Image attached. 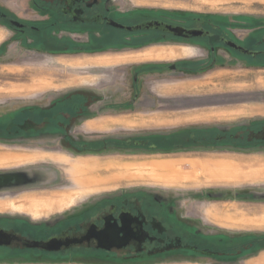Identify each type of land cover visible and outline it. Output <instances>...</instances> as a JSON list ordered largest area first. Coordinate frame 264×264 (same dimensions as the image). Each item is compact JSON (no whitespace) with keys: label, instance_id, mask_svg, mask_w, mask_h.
Here are the masks:
<instances>
[{"label":"flooded vegetation","instance_id":"flooded-vegetation-1","mask_svg":"<svg viewBox=\"0 0 264 264\" xmlns=\"http://www.w3.org/2000/svg\"><path fill=\"white\" fill-rule=\"evenodd\" d=\"M208 11L174 12L133 0H0V25L12 30L9 39L19 36L25 44L40 40L67 43L70 50L66 46L64 51L49 52L107 61L84 71L99 76L92 83L95 87L74 85L45 104H25L12 110V117L1 116L0 144L6 150L0 151V159L62 151L70 156L120 153L264 158V98L223 95L218 102L199 104L193 91L185 92L188 97L184 99L160 91L163 85L202 81L218 72L236 73L224 78L226 84L248 85L252 82L249 74L264 71V16ZM150 22L160 24L138 27ZM170 27L186 30L177 34ZM173 51L179 55L160 56ZM205 86L201 87H213ZM191 87L190 91L195 89ZM70 101L74 104L68 111L64 103ZM58 105L59 114L52 116L53 120L51 107ZM218 105L234 114L155 126L127 136L86 140L79 132V126L86 131V123L100 119L145 116L156 121L174 120L190 116L189 112L199 107ZM46 116L50 119L43 120L38 130L30 128ZM28 137L48 138L53 144L40 147L43 151L7 149L14 148L9 146L14 142L31 146ZM39 161L47 160H20L2 166L29 164L25 168L30 169L31 163ZM20 171L0 172V189L12 186L10 189L18 193L26 192L27 182L32 180ZM140 187L87 198L41 221L33 220L37 216L28 211L0 212V264H244L264 250V227L249 230L253 236L215 223L203 227L195 204L191 205L193 200L202 203L209 198H230L236 207L259 216L264 213V181L241 184L220 195L211 189L164 194ZM14 194L0 193V197L12 198ZM178 198L185 202L184 211ZM257 234L262 236L255 237ZM32 242H46L49 248L28 244Z\"/></svg>","mask_w":264,"mask_h":264},{"label":"rangeland","instance_id":"rangeland-1","mask_svg":"<svg viewBox=\"0 0 264 264\" xmlns=\"http://www.w3.org/2000/svg\"><path fill=\"white\" fill-rule=\"evenodd\" d=\"M133 1L136 3L145 2L164 9H172L174 12L181 11L202 13V11L209 10L208 13L228 11L229 13L243 12L253 14L255 16H264V0ZM0 28L4 29L7 33L6 36V33L0 29V117L2 116V119L12 117V110L17 109L22 105L38 103L45 104L51 99L59 98L60 94H64L67 90H72L70 88L74 85H85L88 88H91L92 86L95 87V84L92 85V83L98 81L99 76H91L84 71L97 69L100 64H105L107 62L105 59H75L77 56L71 54L57 55L50 53L49 50L64 51L66 46H69L67 49L70 50L71 46L67 43L60 42L45 43L40 39V41L35 43L30 42L25 44L19 36H17V38L14 37L13 39L8 38L11 36V29L1 25ZM5 36L6 38L4 39ZM162 55L173 58L179 55V53L178 51H173L170 54L163 53L160 56ZM94 64L99 65L92 67ZM231 74L236 75V73L229 72L213 73L204 78L202 81H191L186 83L177 82L172 85H163L160 91L165 94H173L176 96L175 98L180 99L188 97L185 95V92L193 91V93L196 94L194 97L198 98L197 102L199 104H210L213 100L218 102V98L223 95L246 96L248 94H253L264 98V71L255 70L253 73L249 74L252 82L248 85L245 83L237 85L224 83V78ZM245 74L246 73H244V76H247ZM217 80L218 83L215 85L214 82H217ZM184 84L186 85L183 86ZM210 84H212L213 87L203 89V87H208L205 85ZM191 86H195V89L190 91ZM73 104L74 103L71 101L70 103H64L65 108L68 111ZM64 105L62 108H64ZM222 108L223 107L221 105H218L217 108L202 106L199 107L200 110L194 109L189 112L190 116L174 120L160 119L156 121L145 116H139L140 118L125 117L100 119L86 123L85 129L87 132L83 130L82 125L79 126V132L80 136L86 140L95 138L101 139L106 136H127L138 132L153 130L156 128L155 126L175 125L186 120L212 119L215 117H225L234 114L233 112L223 110ZM261 108L263 107L258 106V109ZM59 110V105L52 106L50 117L52 118V116L58 115ZM45 119L49 120L50 118H47V116L42 117L40 122L32 123L30 128L33 127L34 131L38 130L36 128L41 125L43 126V120ZM77 132V130L73 131L75 135H77ZM28 138L29 139L26 141L27 143L30 142L31 146H22L19 142H14L13 144H9V146L14 145V148L7 149L16 152H30L32 150L43 151L40 147L43 148L45 144H53V141L48 138ZM1 145L2 144H0V151L6 150V147H2ZM68 152L72 153V151ZM20 160L28 162L36 160L47 161L31 163L33 165H30V169L25 168V166L29 164L17 167L2 166L9 164V162L10 164L18 163ZM252 162H256L257 165H264V158L253 157L245 160H238V158L233 156L212 155L205 158H187V155L180 154L170 156H125L120 153H75L70 156L69 153L65 151H62V154L34 153L26 156L5 157L0 159V172L21 169L22 171L19 173H23L26 178L31 179L32 181L29 180L27 182L29 189H27L26 192L18 193L17 189H10L12 186L10 188L3 187L0 189V193H15L12 198L8 196L0 197V212L17 213L22 211L23 213L24 211H28L26 213L29 214V212H31L33 214L34 211L30 209L47 212L36 215L33 214L34 216H37L33 217V220L41 221L48 219L47 217H50L53 213H55L54 211L65 209L71 204H80L87 200V198L117 189H130L137 186H141L140 188H145L147 190L164 191V194H185L189 191L211 189L217 190L220 195L222 194L221 192H231L230 190L239 187L241 184L259 183L263 182L264 179L240 180L237 184L232 185L218 183V179L206 176L205 173L202 172L201 168H210L214 170L216 168L222 169L231 165L247 164ZM39 165L40 167H37ZM157 168L159 169V173L155 171ZM173 170L178 177L175 178ZM189 173H193L195 176L189 178ZM50 184L53 185L49 186ZM31 192L40 193L30 194ZM42 197L48 199L28 200L26 201L27 204L23 205V200ZM178 199L180 200V209L183 211L187 209L186 207H182L183 205L185 206L184 200L182 198ZM55 200L63 201L58 202ZM218 201L222 200L209 198L204 200L202 203H197L195 200L191 201V205L195 204L196 206V215L203 227L213 224L211 221L200 217V215L203 216L205 214L206 210L209 211L212 214L211 216L214 218L218 213V211L216 212V210H218V203L221 205L229 203V205L226 206H229L232 210V205L230 206V204L234 203L232 202V199L225 198L222 203ZM255 204H259L258 201H255ZM40 214L48 215L41 216ZM245 228H242V230L245 231H241L244 235L253 234L249 231L252 230L250 227ZM259 235L262 236V234H257L255 237ZM218 264L234 263L218 261Z\"/></svg>","mask_w":264,"mask_h":264},{"label":"crops","instance_id":"crops-1","mask_svg":"<svg viewBox=\"0 0 264 264\" xmlns=\"http://www.w3.org/2000/svg\"><path fill=\"white\" fill-rule=\"evenodd\" d=\"M170 169V168H169ZM171 170V169H170ZM202 172L205 173L206 176L209 177H215L218 179V183H225V184H237V182H240V180L245 181V180H253V179H264V165H257L256 162L252 163H247V164H238V165H231L226 168L222 169H203L201 168ZM159 173V169H155ZM174 173V170H173ZM175 174V178L178 177ZM194 177L195 174L189 173V178ZM190 180V179H189ZM40 199H48V198H30L23 200V205H26V201L28 200H40ZM49 200H54V199H49ZM58 202H62L63 200H55ZM218 202H223V201H218ZM216 203V202H215ZM226 205H229V203H225V205H221L218 203V211L217 215H215V218L212 217L211 213L206 210L205 214L203 215L204 219L211 221L212 223H215L218 225V227L221 228H226L228 230L230 229H242L245 227H250L251 229H254L256 227L254 226H259V227H264V213H262L259 216L256 215H251L250 213H246L245 210L240 209L236 207L235 205H232V210L231 208ZM33 212L34 215L39 214V213H47V212H40V211H35L33 209H30ZM51 212V211H49ZM241 213V214H238ZM238 214V215H237ZM216 220V221H215ZM230 228V229H229ZM247 229V228H245ZM249 229V228H248ZM257 229V228H256ZM261 229V228H260ZM251 260L250 262H248ZM248 262V263H247ZM244 264H264V250L261 251L259 254L247 259Z\"/></svg>","mask_w":264,"mask_h":264},{"label":"water","instance_id":"water-1","mask_svg":"<svg viewBox=\"0 0 264 264\" xmlns=\"http://www.w3.org/2000/svg\"><path fill=\"white\" fill-rule=\"evenodd\" d=\"M159 24L160 23H158V22H155V23L150 22V23H146L144 25L138 26V27H155L156 25H159ZM138 27H136V28H138ZM166 29H168V28H166ZM170 29L177 34H183L184 31L186 30L183 27H170ZM0 185H2V184H0ZM28 244L31 246H40V247L46 248V249L49 248L47 246L48 243H46V242H32V243H28Z\"/></svg>","mask_w":264,"mask_h":264}]
</instances>
